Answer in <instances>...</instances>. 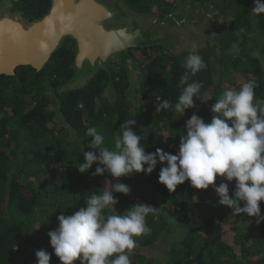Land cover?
<instances>
[{
  "label": "trees",
  "instance_id": "obj_1",
  "mask_svg": "<svg viewBox=\"0 0 264 264\" xmlns=\"http://www.w3.org/2000/svg\"><path fill=\"white\" fill-rule=\"evenodd\" d=\"M126 2L143 13L153 14L157 8L161 16L173 0ZM206 3L219 9L222 30L213 44L198 51L206 67L189 83L199 81L202 88L194 97L195 108L186 109L183 116L174 105L183 90L179 81L189 52L174 55L160 46L133 50L136 60L139 54L146 62L143 78L130 86L115 66L113 101L104 97L109 77L103 70L74 90H62L72 76L71 45L56 52L40 73L20 67L14 76H0V264H22L25 257L28 264H37L35 253L41 249L51 254L50 264H60L48 236L58 227L57 217L86 207L92 193L118 182L131 192L113 193L118 203L105 215L126 214L137 202L156 208L146 218L150 233L135 237L131 264H264V221L233 216L231 209L218 204L211 186L199 190L185 181L169 192L158 182L160 168L166 166L160 163L151 174L121 178L92 175L97 163L84 173L77 168L84 162L83 149L94 151L87 147L88 127H96L105 145L114 147L117 130L133 118L146 153L160 148L176 154L186 121L197 114L210 123L211 106L224 90L252 81L256 99L264 100V14L252 12L254 0H193ZM17 6L33 21L48 12L50 2L18 0ZM158 97L172 107L156 112ZM221 182L228 183L231 195L235 181L217 177V185ZM260 208L264 216V202Z\"/></svg>",
  "mask_w": 264,
  "mask_h": 264
},
{
  "label": "clouds",
  "instance_id": "obj_2",
  "mask_svg": "<svg viewBox=\"0 0 264 264\" xmlns=\"http://www.w3.org/2000/svg\"><path fill=\"white\" fill-rule=\"evenodd\" d=\"M252 12L264 14V0H254ZM183 67L179 81L183 90L174 105L180 116L186 109L195 108L194 97L202 88L199 81L189 83L192 76L206 67L195 44ZM157 101L156 112L172 107L167 99L158 97ZM210 111L213 114L210 123L197 114L186 121V134L180 135L176 154L160 148L146 153L145 146H141L142 136L133 129V118L125 120L117 130L114 147L105 145V137L96 127H88L86 136L91 142L87 147L94 151L83 149L84 162L77 168L84 173L97 163L92 175L108 173L121 178L134 173L151 174L160 163L166 166L160 168L158 182L169 192H175L185 181L199 190L211 186L219 197V205L231 209L233 216L255 217L259 224L264 221L260 208L264 202V100L256 99L255 84L247 81L239 89L224 90ZM217 177L235 181L231 195L228 183L217 185ZM130 192L124 183L110 184L100 194L92 193L85 199L86 207L57 217L58 227L49 231L48 236L60 264H75L77 260L79 264H131L135 237L150 233L146 218L156 208L137 202L126 214L105 215L106 209L115 208L118 203L113 193ZM35 256L37 264H50L51 254L46 250H38Z\"/></svg>",
  "mask_w": 264,
  "mask_h": 264
},
{
  "label": "water",
  "instance_id": "obj_3",
  "mask_svg": "<svg viewBox=\"0 0 264 264\" xmlns=\"http://www.w3.org/2000/svg\"><path fill=\"white\" fill-rule=\"evenodd\" d=\"M190 2L177 0L161 17L135 11L126 0H50L48 12L33 21H25L20 12L2 13L0 76H14L20 67L39 72L71 40L75 45L72 76L62 90H74L103 70L109 77L104 96L113 101V67L126 74L130 86L142 75L132 50L160 46L174 55L189 52L194 40L187 33L198 29L194 19L222 20L212 4L196 9Z\"/></svg>",
  "mask_w": 264,
  "mask_h": 264
},
{
  "label": "flooded vegetation",
  "instance_id": "obj_4",
  "mask_svg": "<svg viewBox=\"0 0 264 264\" xmlns=\"http://www.w3.org/2000/svg\"><path fill=\"white\" fill-rule=\"evenodd\" d=\"M127 1V0H126ZM177 0H173V3H172V6H171V8L174 6V4H175V2H176ZM49 2H50V0H49ZM17 4H18V0H0V14H2V13H15V12H20L21 13V15H22V18L25 20V21H30L29 19H27V18H25V16L23 15V12L19 9V7L17 6ZM51 4V3H50ZM207 4H209V3H206V4H203V5H199V4H193V0H191V2H190V5L193 7V8H196V9H198V8H201V7H203V6H205V5H207ZM49 8H50V6H49ZM154 9V12H153V14L154 15H156V16H158V11H157V8H153ZM170 10H168V12H169ZM167 13V12H166ZM166 13H164V14H166ZM163 14V15H164ZM163 15H161V16H163ZM161 16H159V17H161ZM221 21V20H220ZM193 24L195 25V27H197L198 29L197 30H194L193 31V34H196V33H200L201 34V36H203L204 38H205V42H209V43H211V44H213L214 42H215V38H216V36H217V34L219 33V31H221L222 30V23H223V21H221L222 23H220V25H219V22L217 21V18L216 19H209V18H207L206 19V23H204V21H199V20H197V19H194L193 21ZM203 26H205V28L206 29H203V30H201L200 28L201 27H203ZM207 26H208V28H207ZM213 27L216 29L215 31H214V33H212L211 34V30L213 29ZM190 33V31L187 33V34H189ZM203 33V34H202ZM213 36H215V38H213ZM190 37H192V35L190 36ZM202 38V37H201ZM194 44L196 45V48H197V50L199 51V50H201V48H198V45H197V42L196 41H194ZM72 46V48H73V51H74V55H75V45H74V43L71 41V40H66L65 42H64V44H63V46L62 47H66V46ZM185 52H187V51H183L182 53H185ZM190 52V51H189ZM131 54H133V50L131 51ZM136 59V58H135ZM140 64V63H139ZM139 67H140V65H139ZM45 68V67H44ZM44 68H42L39 72H37V73H40ZM17 70V69H16ZM36 72V71H35ZM105 97V96H104Z\"/></svg>",
  "mask_w": 264,
  "mask_h": 264
},
{
  "label": "rangeland",
  "instance_id": "obj_5",
  "mask_svg": "<svg viewBox=\"0 0 264 264\" xmlns=\"http://www.w3.org/2000/svg\"><path fill=\"white\" fill-rule=\"evenodd\" d=\"M219 22V25H220V23H222L221 21H218ZM223 24V23H222ZM207 28H208V26H207ZM216 29L213 27V29L211 30V34L212 33H214V31H215ZM193 31L194 30H191L190 31V33L189 34H191L192 35V38H193V40L194 41H196L197 42V45H198V48H201V49H204V48H207V46H209L211 43H209L208 41L207 42H205L206 40H205V38L203 37V36H201V34L200 33H196V34H193ZM189 32V31H188ZM185 34H186V32H185ZM203 34V33H202ZM213 35V34H212ZM202 37V38H201ZM213 38H215V36H213ZM252 53H253V55H256V53L254 52V51H252ZM255 53V54H254ZM137 60L139 61V63L141 64L140 65V70H141V73H142V75L141 76H137L136 78H135V83L134 84H136L137 83V81L139 80V79H142L143 78V70H142V67L146 64V62L144 63L143 61H141L142 60V56H140L139 54L137 55ZM113 69H115V67H113ZM54 102V101H53ZM51 110H53V108L51 107ZM28 253H31V252H29L28 251ZM29 258H27V257H25L23 260H22V264H28L29 263V260H28Z\"/></svg>",
  "mask_w": 264,
  "mask_h": 264
}]
</instances>
